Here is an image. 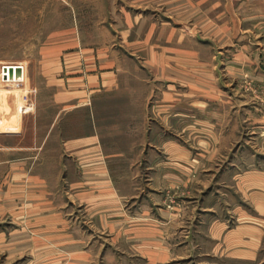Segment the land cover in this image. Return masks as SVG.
Returning a JSON list of instances; mask_svg holds the SVG:
<instances>
[{
  "label": "rangeland",
  "instance_id": "obj_1",
  "mask_svg": "<svg viewBox=\"0 0 264 264\" xmlns=\"http://www.w3.org/2000/svg\"><path fill=\"white\" fill-rule=\"evenodd\" d=\"M80 50L135 78L44 146ZM2 63L0 264H264V0H0Z\"/></svg>",
  "mask_w": 264,
  "mask_h": 264
},
{
  "label": "crops",
  "instance_id": "obj_2",
  "mask_svg": "<svg viewBox=\"0 0 264 264\" xmlns=\"http://www.w3.org/2000/svg\"><path fill=\"white\" fill-rule=\"evenodd\" d=\"M180 52L185 54V51ZM67 58L69 64L62 67L61 70L65 69L64 71L73 76L59 75L62 78L54 76L48 85L51 89L52 86L55 88L54 102L58 112L54 124H51L44 133V146L52 137H62V133L58 135L59 127L56 129L57 121L62 122L61 129H63L68 120L76 122L80 112L94 115L97 94L119 92L127 80L135 78L131 76V73L123 70L119 66L118 60L112 55L104 56L99 53L96 56L93 50H80ZM69 135L65 145L71 147L72 150L78 148L80 141L90 144L95 139L94 133H87L81 140L78 137L79 133H70Z\"/></svg>",
  "mask_w": 264,
  "mask_h": 264
},
{
  "label": "built area",
  "instance_id": "obj_3",
  "mask_svg": "<svg viewBox=\"0 0 264 264\" xmlns=\"http://www.w3.org/2000/svg\"><path fill=\"white\" fill-rule=\"evenodd\" d=\"M27 67L24 63H2L0 84L5 87H21L27 84Z\"/></svg>",
  "mask_w": 264,
  "mask_h": 264
}]
</instances>
